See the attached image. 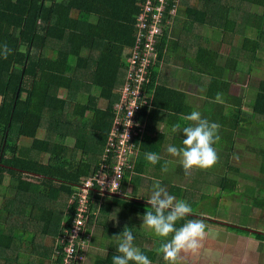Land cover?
<instances>
[{"label": "trees", "instance_id": "trees-1", "mask_svg": "<svg viewBox=\"0 0 264 264\" xmlns=\"http://www.w3.org/2000/svg\"><path fill=\"white\" fill-rule=\"evenodd\" d=\"M142 1L0 0V49L4 44L11 49L6 59L0 55V184L7 174L15 180L8 186L0 208V264H41L45 260L47 263L56 248L62 250L57 238L72 223L76 206L68 208L64 199L72 195L82 177L96 173L102 162L104 145L115 121L114 108L120 101L126 61L137 40ZM182 5L186 7L185 18ZM241 5L245 6L244 11H239ZM254 5L264 10V0H180L179 14L164 30L163 42L157 46L160 61L172 58L171 52L174 54L183 42L190 43L194 26L208 29L210 25L221 24L223 28L231 21L238 25L237 18L234 20L231 14L242 12L247 22L239 27L249 26L244 31L247 35L232 47L231 61L224 68L215 67L220 61L216 58L221 59L220 52L211 47L206 52L201 49L200 32L199 39L191 43L194 58L191 65L195 73L202 75L205 70L213 73L208 77L214 92L209 100L214 102L211 112L224 117L212 119L233 130L239 123L264 126L255 119L256 115L264 117V82L253 96L254 114L244 110L241 97L229 96V101L237 107L225 98L222 102L215 99L218 93L230 91L227 71L239 72L243 52L253 47L254 60H260L264 11L253 12ZM255 27L259 33L253 39L249 29ZM206 63L212 68H206ZM157 69L156 80L162 68ZM222 70L220 76L214 73ZM166 78L154 81L159 87L156 108L148 123L152 133L145 136L147 139L141 144L137 158L133 156L130 160L133 168L124 169L121 194L111 195L109 201L98 200L87 205L92 210L88 215L89 227L99 224L114 229V233L120 229L117 233H121L125 225L137 228L141 223L138 219L149 210L148 197L142 193L148 194L145 189L151 176L159 175L154 164L146 160L145 153L160 155L165 145L181 147L183 133H172L171 128L175 123L182 125L181 114L193 111L186 93L172 87ZM217 88L221 92L217 93ZM85 95L87 103L81 101ZM98 101L106 102L105 107L98 105ZM216 108H219L217 112ZM161 123L167 127L166 132L154 135ZM42 131L45 134L40 137ZM21 137L31 139L32 145L19 146ZM114 155H111L112 167L116 163ZM230 170L240 173L234 166L227 173ZM216 182L230 193L236 189L237 182L227 175ZM42 187L47 188L45 195L41 193ZM133 235L134 240L138 239L136 232ZM108 247L107 256H98L92 264H112V257L118 254L117 244ZM143 253L152 264L160 261L156 251L147 249Z\"/></svg>", "mask_w": 264, "mask_h": 264}, {"label": "rangeland", "instance_id": "rangeland-1", "mask_svg": "<svg viewBox=\"0 0 264 264\" xmlns=\"http://www.w3.org/2000/svg\"><path fill=\"white\" fill-rule=\"evenodd\" d=\"M242 2V1H241ZM235 5H238V2H235ZM245 6L241 5L239 11H244ZM186 7L182 11V14L185 12ZM228 10V9H227ZM237 12L234 16V20H238L239 24H245L246 17L242 16V12ZM254 12H262L264 11L261 7L254 5L253 7ZM79 18H86L83 14H76ZM236 17V18H235ZM225 22L227 23L228 20L225 19ZM239 24L237 25V28L232 27L231 25H227L221 29V32H225L227 34H233L234 39L237 41H242L245 36V29L247 30L249 26L246 27H239ZM211 26V25H210ZM209 31V29H208ZM220 30L217 29V32ZM250 35L255 39V36L257 37V34L259 33V29L257 27L250 28L249 29ZM208 35V33L206 32ZM247 35V34H246ZM249 35V34H248ZM255 35V36H254ZM226 37V36H224ZM221 37L219 35H214L213 38H208L206 44V48H210L213 45V49L215 48V52L218 51V47L220 44ZM215 42V43H214ZM262 42V50H260V60L255 59V52L254 48L252 47L251 50H247L246 53L243 52L240 57V65H239V72L230 71L231 73L227 74V77L231 79V89L230 92L234 95H238L242 98L243 108L246 111L252 112L253 107V96L256 92H258L259 84L261 82H264V38L261 39ZM232 51V49H231ZM230 51V53H231ZM229 53V55H230ZM245 53V55H244ZM128 54V51H127ZM226 57V56H225ZM229 57V56H228ZM176 56H172V58L169 60L167 58V74L171 75V72L169 70V65L175 61ZM257 63V64H256ZM247 69L248 71H244ZM218 73V72H214ZM204 80L208 81V85L210 84V80L207 77H202ZM208 87V86H207ZM93 89V87H92ZM97 88H94L93 91ZM98 95V94H97ZM225 98L227 100V103L230 104L229 97L226 94H223L221 99ZM256 98V97H255ZM254 98V100H255ZM83 103L88 102V96L85 95L84 98L81 99ZM200 104L203 106L202 101H199ZM106 102L98 101V105H101V107H105ZM193 107V105H192ZM214 107V102L209 101L206 102L205 105V111L201 115L203 118L208 119L211 122H215L220 125L219 129V136L220 140L217 144L214 145V147L217 150L218 154V162L210 169H200V168H193L189 171L190 180L188 182H193L195 180L196 186L193 187L194 190L188 191V196L186 197L185 201L191 206L192 213L189 214L185 219L180 220L177 222L176 227L182 226L186 220L188 219H201L205 222L207 225L206 231H208V228H210V224H215L211 221L218 222L220 224H255L257 219V224H264V126L263 125H255L253 123L247 124V123H239L236 127H234V130L232 132L231 128L223 127L222 123L220 121H216V117L223 115H217V113L213 114L211 112V108ZM198 110V108H194L193 110ZM219 109L216 108V112ZM229 114L232 115V112H229ZM252 114H254L252 112ZM215 116L214 119L212 117ZM227 116V115H226ZM258 122L264 123V117L260 115H256V118ZM251 120H253L251 118ZM162 124V123H161ZM182 125H185V122L182 121ZM166 126L162 124V126H158V131H166ZM182 133V131L180 132ZM44 131L41 132L40 137L44 135ZM232 134V135H231ZM231 135V136H230ZM176 143L178 141L175 139ZM68 143L71 144L70 140H68ZM19 146H26L29 148L32 145V140L21 137L18 141ZM71 146V145H70ZM167 161L168 168L170 170L166 173L164 178L170 179L172 175L175 176V170L180 165L179 158L173 157L170 154L167 155ZM47 160V157H46ZM230 162V165L227 164ZM234 166L239 170V174L230 170L228 173L226 170L228 167ZM181 167V165L179 166ZM178 167V170L181 169ZM225 174H222V173ZM235 175L238 178L236 189L240 197L239 200L240 206L238 210H234V206L230 207L228 205L223 206L222 196L221 194H230L229 191L223 192L225 189L222 188V184L217 183L216 181H221L222 176L225 175ZM220 174V175H219ZM8 175V174H7ZM6 175V176H7ZM222 175V176H221ZM4 178L3 182L0 184V190H2L5 194L7 192L10 178ZM250 176V177H248ZM200 181L197 183L196 179H199ZM214 180V182H213ZM15 181V180H14ZM167 184V181H165ZM177 181L171 180V183H176ZM177 183H183L182 179H178ZM219 186V191L217 192V187ZM208 186V188L206 187ZM224 189V190H223ZM148 190L147 188L145 191ZM47 192V188L42 187L41 193L45 195ZM234 192V193H235ZM144 197H148L146 193H142ZM139 194L140 197L142 195ZM109 196H99V199H105V200H111L110 194H106ZM179 196V195H177ZM67 198L64 200L66 201ZM177 199H182L178 198ZM146 200V199H145ZM5 202V197L0 195V206L3 205ZM147 202V200H146ZM150 209V205L149 208ZM121 211V210H120ZM131 211V210H128ZM126 213V212H125ZM206 213L209 214H216L214 218L209 217L206 215ZM236 214V215H235ZM116 215H118L116 213ZM102 216L100 215V218ZM139 217V215H138ZM98 218V219H100ZM135 218V217H134ZM139 220V225L137 228L133 227V232H136V234L139 236L138 239L134 240V245L138 247L141 252H144L145 250H150L152 252H157V249L160 246L161 240L157 238L151 231L146 230L142 228V219ZM117 225V224H116ZM116 225L114 228H116ZM119 225V224H118ZM103 230V231H101ZM120 229H116V232L114 233V229L109 230V228H102L99 224H91V226L87 227V236L86 241L81 243V260L78 264H92L93 260L98 258V256L106 257L109 250V245L111 243L117 244V241L113 236L119 234L117 233ZM34 232H32V235ZM171 239V236L168 238ZM47 242V241H46ZM214 247V249H217V246L206 239L203 242V247L201 249H207ZM158 253V252H157ZM186 253V252H184ZM25 254V253H23ZM53 255V253H52ZM159 259L160 261H157L156 264H167L163 260V257L161 254ZM25 257H28V255H24ZM184 257V255H183ZM179 258V257H178ZM47 260L41 262V264H59L57 259V253L52 257V260L50 262H47ZM178 261V260H177ZM60 262V260H59ZM130 264H133V262H130Z\"/></svg>", "mask_w": 264, "mask_h": 264}, {"label": "built area", "instance_id": "built-area-1", "mask_svg": "<svg viewBox=\"0 0 264 264\" xmlns=\"http://www.w3.org/2000/svg\"><path fill=\"white\" fill-rule=\"evenodd\" d=\"M141 7L137 40L127 59V79L120 91V101L114 108L115 121L104 145L102 162L96 173L82 177L67 200L68 208L76 206L72 223L57 238V244L62 246V250L55 249L59 264L79 263L81 243L86 241L87 236L88 215L92 212L87 205L100 200L99 196L121 194L124 169L133 168L130 160L139 154L141 144L147 139L145 136L151 132L148 123L151 122L159 87L158 82L154 83L155 72L158 66L164 67V61L159 60L157 46L163 42L164 30L174 23L179 14L180 0H143ZM160 78L161 74L158 72L156 81ZM153 83L154 87L150 88ZM112 154H115L114 167L111 166ZM116 177L119 189L113 193L108 188ZM95 214H98V210Z\"/></svg>", "mask_w": 264, "mask_h": 264}, {"label": "crops", "instance_id": "crops-1", "mask_svg": "<svg viewBox=\"0 0 264 264\" xmlns=\"http://www.w3.org/2000/svg\"><path fill=\"white\" fill-rule=\"evenodd\" d=\"M184 6H181V10H184ZM186 11V10H185ZM253 11V10H252ZM254 12V11H253ZM183 17L185 18V14H182ZM234 15V13L231 14V17ZM182 19V18H181ZM224 23V22H223ZM225 24V23H224ZM181 25V24H180ZM180 25H179V31H180ZM230 25L234 28H237V25H235L232 21ZM209 29V31H208ZM195 28L193 27V32L191 33V39L190 43H184L183 45L177 48L174 52V54L171 52V55L174 57L176 56L175 61H173L169 65V70L171 72V75H166L167 73V57L164 59V67L161 69V80L163 78L168 79L169 84L176 88L177 90H180L182 92L186 93L187 99L186 101L188 102L189 106L194 108H198V110H193V111H199L200 113L205 111V105L206 102H208L211 99V94H214L211 88V80L210 84L208 85V81L204 80L202 77H209L211 73L210 71H203L201 73L202 75H198L195 73L194 67L191 65V62H193V50L191 49V43H194V40L196 41L199 39V32L202 34L200 36V47L203 49V52H206V36L213 38L215 35H219L221 37L220 39V44L218 47V52L221 53V59L220 61H217L215 63V67H220L224 68V66L228 63L229 64V53L232 49V47L236 46L239 44L240 41H237L234 39L233 34H227L225 32H221V24H213L212 27L209 26V28ZM217 29L220 31L217 32ZM208 33V35L206 34ZM226 36V37H224ZM177 39V38H176ZM202 40V41H201ZM215 43V42H214ZM212 50L214 51L215 48L213 49L212 45ZM226 56V57H225ZM229 56V57H228ZM205 58V55H204ZM171 58H169L170 60ZM207 64V63H206ZM206 68H212L211 65L207 64ZM214 67V66H213ZM218 69V68H216ZM221 70V69H219ZM222 71H218V75H222ZM227 73H231L230 71H227ZM228 78V77H227ZM230 79V78H228ZM231 80V79H230ZM233 83V82H232ZM231 83V86H232ZM208 86V87H207ZM217 93L221 92L219 88H217ZM222 92L220 93V96L222 97ZM226 95L231 98L233 97V94L230 91H226ZM236 96V95H235ZM238 96V95H237ZM240 97V96H238ZM223 98L221 99V101ZM199 101H202L203 104L201 105ZM233 105V102H230V105ZM229 106V105H228ZM237 107V106H234ZM219 109V108H218ZM223 125V124H222ZM162 126V124L159 125V127ZM223 127H225L223 125ZM232 129V128H231ZM159 132H166V131H158L154 133V135H157ZM233 132V129H232ZM169 145H165L161 152H160V161L154 166L158 170V175H152L150 178V183L147 187V192L148 194H151L152 191V186L155 181H160L161 186L164 187L169 194L175 196L176 198H182L183 200L186 199L188 196V191L189 190H194L193 187L196 186L195 180L193 182H188L190 180V175L189 172L186 174L183 167H179L181 169L178 170V167L176 168V172L174 173L175 176H171L170 179L164 178L166 173L170 170L168 168L167 172L162 171V167L167 161V155L169 154L167 152V147ZM181 146V144L179 145ZM228 165V164H227ZM229 166V165H228ZM229 170V167L228 169ZM226 170V172H227ZM222 174H225L224 172ZM8 178H10V183L9 185H12L15 183V181L11 178L10 175H7ZM6 176V178H7ZM232 176L227 175V177ZM250 177V176H248ZM232 180L238 181V178L233 175L231 177ZM178 179H182L183 183H177ZM171 180L177 181L176 183H171ZM165 181H167V184H165ZM200 181L199 179H196V182L198 183ZM208 188V186H206ZM217 187V192L219 191V186L216 185ZM238 189V188H237ZM237 189H234L231 191L230 194H221L222 196V201H223V206L228 205L230 207L234 206V210H238L240 206L241 200H239L240 195L235 192ZM224 190V189H223ZM227 190H224L225 192ZM235 192V193H234ZM0 195L3 197L5 196V193L0 190ZM179 195V196H177ZM150 195H148L149 198ZM68 200V198H67ZM66 200V202H67ZM101 201L105 199H100ZM4 204V203H3ZM2 206V205H1ZM0 206V208H1ZM211 218H214V215L206 213ZM236 215V214H235ZM256 220L255 224H220L218 222L211 221L215 224H210V228H208L209 235L207 236L206 239L211 241L217 246V249L215 250L214 247L207 248V249H200L197 253H192V252H181L179 254V258L177 261V264H264V224H257V219L255 217L253 218ZM32 233L28 235V237H31ZM184 255V257H183Z\"/></svg>", "mask_w": 264, "mask_h": 264}, {"label": "clouds", "instance_id": "clouds-1", "mask_svg": "<svg viewBox=\"0 0 264 264\" xmlns=\"http://www.w3.org/2000/svg\"><path fill=\"white\" fill-rule=\"evenodd\" d=\"M10 53L11 49L7 44H4L0 49V55H3L6 59ZM125 70L120 91L127 79V61ZM215 99L217 102H222L219 93ZM179 119L185 122V125L175 123L171 128V132L182 131L185 138L182 140L181 147L169 145L167 152L171 156L179 158V163L186 174L193 168H212L218 162V154L214 145L220 140V125L203 118L199 111H192L186 115L181 114ZM145 158L151 164H156L161 159L154 152H146ZM168 163L169 161L165 162L162 171L167 172ZM118 189L119 182L116 177L111 182L108 190L115 193ZM147 203L150 205V209L146 210L142 216L143 223L141 227L151 231L161 240L157 252L162 255L167 264H177L181 252L197 253L203 247V242L209 235V232L206 231L207 225L203 220L188 219L182 226L176 227L178 221L185 219L193 211L185 200H178L175 196L169 194L161 186L160 181L157 180L152 186ZM170 236L171 239H168ZM113 237L117 241L116 251L118 254L112 257V264H130V262H133V264H152L149 257L134 245L132 229L127 225L124 226L121 233Z\"/></svg>", "mask_w": 264, "mask_h": 264}]
</instances>
